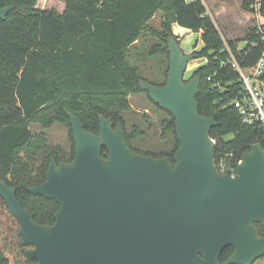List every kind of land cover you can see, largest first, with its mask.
Masks as SVG:
<instances>
[{"label":"trees","instance_id":"1","mask_svg":"<svg viewBox=\"0 0 264 264\" xmlns=\"http://www.w3.org/2000/svg\"><path fill=\"white\" fill-rule=\"evenodd\" d=\"M64 1L65 9L60 13L40 9L39 0H0V9L13 7L5 20L0 19V179L17 188L19 201L39 224L53 225L60 206L54 200L30 193L29 188L45 182L52 159L57 163L71 162L75 144L67 152L44 134H34L33 123L46 129L55 122L62 123L69 127L73 141L67 111L95 135L100 133L98 116L102 115L114 126L124 125L126 141L134 152L167 156L174 163L179 149L175 120L139 84L144 80L165 85L169 39L174 37L180 43L173 32L174 24L201 33L202 47L193 56L206 63L194 70L190 79L201 78L196 97L199 111L217 122L211 130L215 163L227 153H234L236 160H241L255 144L264 147L262 124H245L234 106V101L244 96L239 75L223 65L231 60L228 48L243 67L258 62L264 46L255 28L248 30L242 42L225 41L202 0ZM242 10L264 18V0H244ZM158 13H162V21L155 28L151 21ZM147 35L158 40L148 49L149 57H166L162 82L149 80L140 66L129 59L131 48ZM141 93L168 116L162 127L165 138L174 137L173 153L155 155L134 147L133 142L144 137L145 132L137 126L129 132L124 113L131 110L129 96ZM103 156L108 157L106 149ZM259 229L264 236V226L259 225ZM27 249L18 221L0 196V264H31L25 255ZM233 252L232 247L227 248L220 262H226Z\"/></svg>","mask_w":264,"mask_h":264},{"label":"water","instance_id":"2","mask_svg":"<svg viewBox=\"0 0 264 264\" xmlns=\"http://www.w3.org/2000/svg\"><path fill=\"white\" fill-rule=\"evenodd\" d=\"M12 9H0V19ZM168 46L165 85L139 84L175 120L174 163L134 152L122 123L99 115L95 135L67 111L74 159H52L45 182L29 188L59 204L54 224H39L17 188L0 179L31 264H254L264 257V147L246 152L235 176L219 173L211 138L217 122L199 111L201 78L185 79L194 56L174 37ZM229 247L233 254L220 263Z\"/></svg>","mask_w":264,"mask_h":264},{"label":"rangeland","instance_id":"3","mask_svg":"<svg viewBox=\"0 0 264 264\" xmlns=\"http://www.w3.org/2000/svg\"><path fill=\"white\" fill-rule=\"evenodd\" d=\"M232 11L230 15L222 18V25L217 22L225 41L242 42L246 38L248 33V27L253 24H242L240 20H235L234 16L238 8L239 0H232ZM64 0H39L38 7L40 9H55L58 12H63L65 9ZM162 13H158L157 17L153 21L152 25L155 28H159L161 24ZM242 16V15H241ZM228 20V22H227ZM251 27V28H252ZM180 39V45L186 54H193L195 51L200 50L202 47L201 35L199 33L188 32ZM155 44H158V40L154 37L147 35L136 43L130 50V62L135 63L136 66H140L142 74L157 82H162V70L167 66L166 57L158 55L156 57H149L148 49ZM197 45V48H195ZM170 59V57H169ZM206 63L205 59L193 60L188 65V70L185 74V79L190 80L194 70ZM170 67V60H169ZM129 103L131 110L124 113V119L129 132L132 131L134 126L139 127L145 132V136L138 138L133 142L134 147L144 153L160 154V153H173L175 149V141L173 135H168L166 138L163 134V122L168 119V116L156 107L149 97L144 94L130 95ZM31 129L34 134H44L46 138L53 144L62 146L67 152H71L74 142L70 137V129L68 126L55 122L52 127L46 129L39 123L31 124ZM72 134V130H71ZM255 264H264V257L259 259Z\"/></svg>","mask_w":264,"mask_h":264},{"label":"built area","instance_id":"4","mask_svg":"<svg viewBox=\"0 0 264 264\" xmlns=\"http://www.w3.org/2000/svg\"><path fill=\"white\" fill-rule=\"evenodd\" d=\"M254 8L257 9L256 6ZM252 17L253 28L264 46V18L258 13L252 14ZM228 50L231 53V60L224 62L223 65L238 73L244 92L241 99L234 101V106L243 116L245 124L260 122L264 128V47L258 62L250 67H243L229 48ZM240 163L241 160H236L234 153H227L215 165L219 173L235 176Z\"/></svg>","mask_w":264,"mask_h":264},{"label":"crops","instance_id":"5","mask_svg":"<svg viewBox=\"0 0 264 264\" xmlns=\"http://www.w3.org/2000/svg\"><path fill=\"white\" fill-rule=\"evenodd\" d=\"M202 1L205 3V5L207 7L208 14L215 20L216 24L219 21V23H221L220 25L223 26V24L226 22H223L221 19L224 17H227L231 14L230 11H232V7H233L232 0H202ZM243 2H244V0H239V2H238L239 11H237L235 13L234 19L235 20L239 19L243 25L248 24V26H249L250 24L251 25L253 24V22H252L253 17H252V14L244 12L242 10ZM157 15L151 21L152 23L155 20V18L157 17ZM227 22H228V20H227ZM226 24H224V25H226ZM217 26H218V24H217ZM251 27L252 26H250L248 28L250 29ZM173 32L176 36H178L179 38H182L184 35H186L190 31L185 29V28L180 27L177 24H174L173 25ZM199 34L201 35V33H199Z\"/></svg>","mask_w":264,"mask_h":264},{"label":"flooded vegetation","instance_id":"6","mask_svg":"<svg viewBox=\"0 0 264 264\" xmlns=\"http://www.w3.org/2000/svg\"><path fill=\"white\" fill-rule=\"evenodd\" d=\"M222 254H223V253H222ZM222 254H221V255H222ZM220 257H221V256H220ZM230 257H231V256H230ZM230 257H229V258H230ZM229 258H228V259H229ZM220 263H221V262H220Z\"/></svg>","mask_w":264,"mask_h":264}]
</instances>
